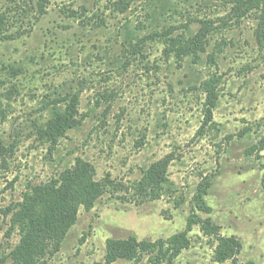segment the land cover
<instances>
[{"label":"rangeland","instance_id":"374dc122","mask_svg":"<svg viewBox=\"0 0 264 264\" xmlns=\"http://www.w3.org/2000/svg\"><path fill=\"white\" fill-rule=\"evenodd\" d=\"M0 15V264L26 195L78 160L113 188L36 264H105L110 240L183 232L173 262L113 264H264V0H0ZM71 104L79 122L53 143ZM164 159L154 200L140 183ZM222 237L240 240L236 261H216Z\"/></svg>","mask_w":264,"mask_h":264},{"label":"trees","instance_id":"16d2710c","mask_svg":"<svg viewBox=\"0 0 264 264\" xmlns=\"http://www.w3.org/2000/svg\"><path fill=\"white\" fill-rule=\"evenodd\" d=\"M38 1L46 2V0ZM3 22L4 16L0 15V28L3 27ZM179 53L184 55L186 51L182 49L179 50ZM76 112L75 104H71L70 112L58 116L50 123L51 133L49 134L53 143H56L59 137H63L68 130L76 127L79 122L75 118ZM258 152H264V145L258 149ZM168 166L169 160L164 159L155 163L146 172L140 183V189L144 195L152 193L154 200L158 198V189L169 183ZM112 186L113 181L110 179L101 182L95 181L92 166L78 160L76 166L67 170L59 181L34 188L30 194L26 195L13 218L14 226L20 227L22 238L20 244L10 254L13 259L12 264H36L46 254L49 242L53 244L52 252H58L64 238L77 221L79 208L84 206L87 209H92L105 193L112 190ZM206 187L203 186L200 189L198 196V204L204 208H206L205 197L209 190ZM198 223L212 226L216 230L220 229L213 224L211 219H199V221L190 219L188 229H192ZM190 246L191 239L187 232L156 242H139L136 238L110 240L105 264H113L119 259L137 261L142 258L143 254H153L157 251L163 253L165 249L169 251L173 262L182 251ZM241 249L242 244L239 239L222 237L216 250V261L219 263L236 261ZM8 257L9 255L4 256L1 264H9ZM172 262L169 264H173Z\"/></svg>","mask_w":264,"mask_h":264}]
</instances>
